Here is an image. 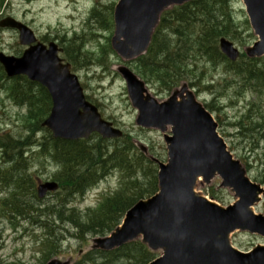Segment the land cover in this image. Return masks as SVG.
<instances>
[{
  "label": "water",
  "instance_id": "1",
  "mask_svg": "<svg viewBox=\"0 0 264 264\" xmlns=\"http://www.w3.org/2000/svg\"><path fill=\"white\" fill-rule=\"evenodd\" d=\"M186 0H119L115 7L114 49L124 58L143 54L151 41L161 12ZM252 27L260 41L249 53L264 54V0H244ZM3 26L20 30L22 44L36 41L25 25L9 18ZM223 51L232 59L238 51L222 40ZM54 44H42L26 50L21 58L5 57L1 61L9 76L25 74L45 86L53 99L50 117L44 122L55 137L88 138L99 132L104 138L120 137L122 132L101 118L97 108L87 102L78 77L71 73L70 64H62ZM119 71L127 81L129 95L138 108L137 123L166 131L168 162L159 163V190L130 209L121 227L108 238L96 240L100 247L111 249L142 237L152 250L162 251L149 264H264V247L242 253L230 244V234L236 229H248L264 236V216L256 215L251 206L258 201L260 186L252 184L240 161L234 160L223 140L216 133L217 124L198 104L194 96L175 92L159 102L151 96L135 74L125 67ZM219 174L222 186L231 187L240 200L228 209L219 207L195 191L203 177L209 183ZM56 183L40 185L43 197ZM49 264H62L57 260Z\"/></svg>",
  "mask_w": 264,
  "mask_h": 264
},
{
  "label": "trees",
  "instance_id": "2",
  "mask_svg": "<svg viewBox=\"0 0 264 264\" xmlns=\"http://www.w3.org/2000/svg\"><path fill=\"white\" fill-rule=\"evenodd\" d=\"M229 2L194 0L166 12L148 52L131 64L133 69L158 91L169 93L180 81L189 78L192 72L189 60L207 59L215 68L219 67L216 62L223 63L227 69L255 82V87L264 91V58L252 60L242 56L240 62L232 63L218 47L220 37L239 40L241 35L231 15ZM112 10L113 6L104 13L103 7L96 6L91 16L109 33L113 30ZM85 45L83 37L68 39L64 44L63 56L71 63L73 71L87 69L90 64L100 65L96 62L97 53L91 52ZM109 49L110 39L102 53ZM100 57L103 61L107 59L105 55ZM22 78L8 79L0 65V93L6 91L18 105L25 106L27 112L23 118L30 127L33 125L31 134L25 138L11 135L0 137V148L3 149L0 189L10 186L12 195L19 196V201L16 196L2 198V209L6 207V210H10L9 213L5 212L6 215H11L13 210L19 212V217L36 220L38 208L32 200L27 199L36 192L37 172H33V169L48 167L47 163L53 162L56 171L52 175L59 183L60 190L56 192V203L47 205V209L53 211L48 215L64 218V222L77 231L78 238L84 240L89 235L108 234L121 222L130 207L157 191L156 164L144 156L129 135L117 140H105L93 134L88 140L68 141L54 138L49 130L44 129V135L35 139L49 112L50 97L43 86ZM208 107L212 109V104ZM257 121H251L254 130L259 127ZM31 149L35 151L30 152ZM113 169L123 174L119 189L106 195L96 209L79 212L73 206L78 196ZM260 175L256 179L264 183V166ZM58 240L52 233L44 240L43 246L48 252L46 257L59 252ZM155 256L156 253L148 250L143 243L135 241L113 252L90 251L85 254L81 264H147Z\"/></svg>",
  "mask_w": 264,
  "mask_h": 264
},
{
  "label": "rangeland",
  "instance_id": "3",
  "mask_svg": "<svg viewBox=\"0 0 264 264\" xmlns=\"http://www.w3.org/2000/svg\"><path fill=\"white\" fill-rule=\"evenodd\" d=\"M115 1L117 2L118 0H104V3L110 6ZM233 2L234 15L240 23H243L245 21V15L240 10L243 8L242 2L241 0H233ZM91 4L92 3L88 1L82 2L76 18L72 15L75 8L72 0H5L3 6L4 10L1 8L0 13L3 12L7 15L22 18L35 29L40 39L47 35H49V38L53 39L52 37H61L65 34L68 35V38H73L75 31L80 32L82 29H86L85 38L87 46L91 49V52L97 53L96 62L103 64L105 61H103L100 56H107L106 54H108V51L106 53L102 52H104L103 46L106 44V37L109 35V32L99 29L100 26L98 24L87 26L83 22L88 10H90L92 6ZM79 18L80 20L78 21ZM246 36H248V34L244 33V38L248 40ZM254 40L255 39L251 40L249 44ZM237 45L241 47L239 43ZM23 49L24 48L19 44L17 33L0 28V51L16 55L22 52L21 50ZM120 64L126 65L127 63L115 55L108 65H106V63L104 64L106 67L92 66L88 70H77L76 73L81 79L86 95L89 96L90 100L93 99L97 101L106 119L112 121L117 128L123 130L125 135L132 134V136L130 135L132 141L137 147L143 149L148 157L147 159H157L158 161L166 162L167 151L163 133L157 129L143 128L136 123L138 112L130 102L125 81L117 72V67ZM199 69L205 70L203 63L199 65ZM206 70V76L214 80V91H216V94H221L219 99H223L225 103L224 107L227 106L226 112L231 119L230 122H237L245 109L243 105L245 101L242 97L247 95L246 97L253 98L256 97L257 92L251 91L253 88H251L248 83L237 82L239 79L230 74L229 71L225 73L223 65L219 64V67L215 68L211 64H208ZM238 84L241 85L240 89ZM229 85L232 87H228ZM150 90L151 93L160 100L171 95V93H159L151 89V86ZM248 90L249 93H247ZM200 94L201 100H203V98L210 100L211 98L208 94ZM261 103L264 107V102H262V100ZM18 110L19 108L6 97L5 93L0 95V131L5 129L11 130L14 135L22 136L21 123L17 121ZM20 117H22V115H20ZM221 117L224 120L226 119L222 114ZM221 128L224 132L227 129V127L223 125ZM227 132L230 133L231 136L226 139L236 157L244 154L248 155L251 161L256 159L257 153H248L252 147L250 141L252 142L254 139L249 137L248 140H246L242 136H238L239 130L235 131L230 127H228ZM168 133L170 132L168 131ZM263 147L264 143H262V148ZM42 171L41 180H44L48 177L47 173L44 172V170ZM258 171L259 165L253 163L252 172L257 174ZM119 176L118 171H116L115 174L111 173L100 183L97 191H90L84 200L79 202L78 207L80 206L81 209H84L87 208V206H95L96 203L100 201V191L102 192L106 189L114 188L119 182ZM219 183L220 179L217 178L213 180L210 186H199V189L204 191L213 186L214 190L219 194L217 198L222 201L221 203L228 204L234 202V195L229 190L219 188ZM205 192H207V190H205ZM51 200H54V203H56V194H54V196H48L45 202ZM257 211L264 212V207L257 208ZM50 212L53 213V211ZM45 213H48V211H45ZM62 223H64V218H60L59 215H56V217H49V215L45 214L39 216V224L32 221H23L21 219H14L12 221L8 219L1 220L0 264H41L39 261L43 258V255L41 252L40 240L42 236L47 233L58 236L62 243L60 247L61 253L58 258H62L63 262L70 260V264H77L88 250L97 248L94 242V235H89L91 238L85 241H82L77 235L76 237H71L72 229ZM46 225H48V227L44 228ZM235 237L238 239L237 243L240 246L242 245L243 249L252 248L256 244H264V239L254 235L238 234L237 236V234H235L233 239H235Z\"/></svg>",
  "mask_w": 264,
  "mask_h": 264
}]
</instances>
